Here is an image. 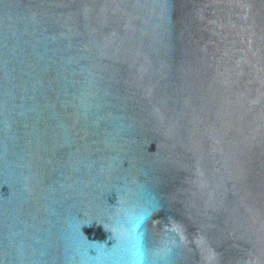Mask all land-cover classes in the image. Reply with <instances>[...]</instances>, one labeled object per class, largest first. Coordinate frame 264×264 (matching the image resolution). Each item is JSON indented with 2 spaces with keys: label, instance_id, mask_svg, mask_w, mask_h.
I'll return each mask as SVG.
<instances>
[{
  "label": "water",
  "instance_id": "water-1",
  "mask_svg": "<svg viewBox=\"0 0 264 264\" xmlns=\"http://www.w3.org/2000/svg\"><path fill=\"white\" fill-rule=\"evenodd\" d=\"M0 264H264V0H0Z\"/></svg>",
  "mask_w": 264,
  "mask_h": 264
}]
</instances>
